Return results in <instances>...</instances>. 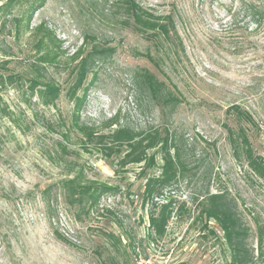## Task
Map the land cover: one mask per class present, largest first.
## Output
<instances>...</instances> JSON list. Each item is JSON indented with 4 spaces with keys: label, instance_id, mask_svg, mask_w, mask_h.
I'll return each mask as SVG.
<instances>
[{
    "label": "rangeland",
    "instance_id": "obj_1",
    "mask_svg": "<svg viewBox=\"0 0 264 264\" xmlns=\"http://www.w3.org/2000/svg\"><path fill=\"white\" fill-rule=\"evenodd\" d=\"M7 1L0 0V8ZM136 1L157 15L175 17L185 53L173 55L168 45L158 48L125 26L119 0H46L35 12L38 0H20L7 14L0 11V76L27 78L37 65L62 90L55 107H44L28 82L0 83V264H103L97 251H104L108 232L134 239L131 264H224L230 257L227 246L204 232L203 222H194L196 199L208 190L228 191L237 199L258 253L255 219L264 222V180L235 159L226 126L235 131L240 126L228 112L231 106L251 113L257 127L241 125L264 158V23L257 25L251 11L264 0ZM41 24L56 37L50 46L59 54L54 63L40 61L46 48L38 47L34 31ZM94 45L110 51L78 91L77 97H84L80 123L100 133L108 132L113 120L119 122L113 129L169 127L194 149L195 175L165 193L183 210L156 242L149 237V208L143 210L138 198L145 184L137 177L140 165L116 175L113 159L94 147L87 150L74 127L76 100L69 94L74 68ZM81 50V59L70 63ZM141 70L169 88L177 86L182 102L174 111L162 110L140 90L135 77ZM64 129L70 130L71 153L63 156L58 143ZM73 168L84 170L90 180L121 185L122 193L102 198L90 216L71 209L62 181ZM149 173L159 174V168ZM211 226L216 228L214 222Z\"/></svg>",
    "mask_w": 264,
    "mask_h": 264
},
{
    "label": "trees",
    "instance_id": "obj_2",
    "mask_svg": "<svg viewBox=\"0 0 264 264\" xmlns=\"http://www.w3.org/2000/svg\"><path fill=\"white\" fill-rule=\"evenodd\" d=\"M19 1L8 0L1 6L0 11L7 14L10 8ZM38 1L37 5L32 7V12L41 9L46 0ZM116 7L119 15L124 18L122 23L125 26L131 27L136 33L154 41L158 48L165 44L168 45L169 52L173 55H178L179 52L185 53L173 15H157L144 8L136 0H119ZM251 11L253 21L257 25L264 23V3L259 6L251 5ZM32 12L28 17L29 20L33 15ZM34 33L39 37L38 47L46 48L40 61L43 63L56 62L59 54L50 49L56 40L54 33L43 24L37 27ZM109 51L110 49L94 45L85 58L81 59L83 54L81 50L70 59V63L81 59L79 65L74 68L76 80L69 92L70 96L76 100L74 127L81 134V143L87 150L94 147L107 158L113 159L112 167L116 175L130 165H140L137 177L145 180V184L138 198L143 210L149 208L147 214L151 230L149 237L151 242H156L166 236L170 221L174 216L180 215L183 210L171 194L165 197V193L172 191L180 182L190 178V174L195 175L192 173L193 168L190 167L195 153L192 145L169 127L158 126L146 132L120 125L113 129V126L119 124L117 120H113L105 127L109 131L100 133L97 128L80 123L79 111L84 97H77L78 91L84 88L95 64L105 60ZM146 57L156 68L160 67L159 62L151 55ZM135 79L140 90L146 92L152 101L161 106L162 110L165 111L168 108L174 111L181 104L177 86L172 84L169 88L149 70H141ZM22 80L28 82V89L31 93L37 94L42 106L55 107L61 96V87L43 74L40 66L35 65L34 73L27 78L15 77V75L0 76L1 85L22 82ZM228 112L240 125L237 131L226 126L235 159L245 162L257 179L264 180V158L255 153L247 130L241 125L246 122L253 128L257 127L254 117L238 105L231 106ZM49 129L54 130L52 126H49ZM69 140L70 130L64 129L58 143L59 151L63 156L71 153L68 148ZM155 168H159V174H150L149 171ZM62 189L70 208L77 209L79 213L87 216L99 208L102 198L122 193L121 185L112 186L90 180L84 170L77 168H73L63 179ZM127 195L131 196L129 189ZM196 200L199 213L194 222H203L201 229L217 237L230 251V257L224 264L264 263V222L260 221V218L255 219L258 251L256 254L250 242L254 237L252 229L244 221L236 198L228 191L212 193L208 190L201 201L199 198ZM107 213L114 215L111 210H107ZM212 222L216 224V228L211 226ZM217 230L222 232V236L218 235ZM104 237L106 242L104 251H97L98 257L103 259V264H131L130 250H136L134 239L126 233L115 234L113 232L105 233Z\"/></svg>",
    "mask_w": 264,
    "mask_h": 264
}]
</instances>
